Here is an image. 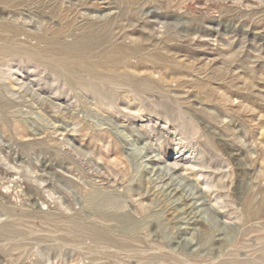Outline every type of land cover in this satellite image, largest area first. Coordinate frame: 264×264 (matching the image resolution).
I'll list each match as a JSON object with an SVG mask.
<instances>
[{"label":"rangeland","instance_id":"obj_1","mask_svg":"<svg viewBox=\"0 0 264 264\" xmlns=\"http://www.w3.org/2000/svg\"><path fill=\"white\" fill-rule=\"evenodd\" d=\"M0 21L33 37L62 32L65 43L110 21L113 36L134 43L95 69L135 70L157 98L119 91L102 106L47 68L0 57V225L45 231L39 213L80 212L92 188L124 194L125 212L142 224L131 248L32 242L25 264H220L225 247L227 264H264V0H32L0 5ZM177 217L195 218L196 234ZM10 244L0 243V264Z\"/></svg>","mask_w":264,"mask_h":264},{"label":"bare ground","instance_id":"obj_2","mask_svg":"<svg viewBox=\"0 0 264 264\" xmlns=\"http://www.w3.org/2000/svg\"><path fill=\"white\" fill-rule=\"evenodd\" d=\"M31 1L0 0V5L8 9H14L18 6L29 4ZM110 24L109 21L100 25H85L81 28L78 36L73 37L69 43H65L62 41L64 37V33L62 32H55L50 38L40 35L39 37H33L27 31H24L21 26L0 21V57L20 56L35 63L39 68H47L58 77L67 80L70 85H75L89 92L95 102L102 106H109L113 102L118 101L120 97L119 91H122L126 97L129 94L134 99L140 98L142 101H150L152 98H156L146 94L147 91H151V87L149 88L148 83L142 80L144 76L135 70L130 69L124 72H118L111 70L98 71L95 69L94 63L98 62L100 60L99 58L107 56L110 50L117 49L123 45L130 46L134 43L128 34H122L121 36L116 34V37L113 36ZM21 36H23V40H21ZM33 38L36 39L37 44L34 46L28 45L27 40ZM76 63H84L86 65L83 68H78L76 67ZM150 75L152 76V74H146V77H150ZM172 85L170 84L169 86ZM160 97L163 99L162 101L171 104L173 106L172 111H175L174 109L177 106L175 107L176 103L174 98L167 93H161ZM4 106V97L0 93V111ZM186 114L183 111L177 110V121L186 119ZM35 146L44 149L47 147L43 143H36ZM173 166H177L175 160L173 161ZM157 169L158 167H152L150 173L155 174ZM125 199L124 194L92 188L84 195L83 206L81 205L80 212L70 216H66L61 212L52 211L39 213L41 225L46 226L45 231L22 230L16 221L0 225V243H11L10 248L12 249V253L9 256L10 262H8L12 264L27 263L26 260H28L30 251L33 250L34 252V249L30 248L32 242H34V245L35 242H39L53 244L55 246L61 243H68L72 247H78L81 244V238H83L88 241L84 250L95 248L98 245L111 249H128L135 243H141L142 224H140V221L131 218L125 212ZM82 212L87 213L86 216H83ZM254 214L255 212L251 206H248L244 219L237 218V220H242L245 224H248ZM21 217H26V213L23 212ZM175 223L178 229L188 227V232L190 231L191 233L190 235H194L198 231L195 218L189 217V219H185L177 217ZM223 225L229 226L227 223H223ZM228 238L229 242L227 246L230 248L234 247V244L238 240L237 235L235 234ZM206 239L208 238L203 240ZM198 243L200 246V242ZM34 245L33 248H35ZM228 250L225 247L220 259L218 258L220 264H227L229 260L227 259ZM203 255L202 252L196 257L202 260Z\"/></svg>","mask_w":264,"mask_h":264}]
</instances>
